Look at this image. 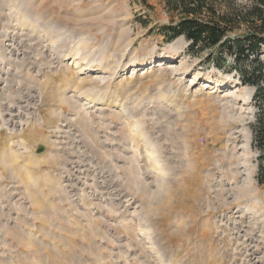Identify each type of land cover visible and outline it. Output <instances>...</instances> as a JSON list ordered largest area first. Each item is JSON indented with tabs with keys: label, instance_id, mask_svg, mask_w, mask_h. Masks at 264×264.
Instances as JSON below:
<instances>
[{
	"label": "rangeland",
	"instance_id": "obj_1",
	"mask_svg": "<svg viewBox=\"0 0 264 264\" xmlns=\"http://www.w3.org/2000/svg\"><path fill=\"white\" fill-rule=\"evenodd\" d=\"M147 2L0 0V264H264L254 88Z\"/></svg>",
	"mask_w": 264,
	"mask_h": 264
},
{
	"label": "trees",
	"instance_id": "obj_2",
	"mask_svg": "<svg viewBox=\"0 0 264 264\" xmlns=\"http://www.w3.org/2000/svg\"><path fill=\"white\" fill-rule=\"evenodd\" d=\"M150 7L147 0H139ZM179 13L174 23L160 26L165 42L184 37L191 53L206 50L205 60L219 70L235 73L241 85L254 88L258 102L252 143L264 159V0H251L246 7L234 0H165ZM241 32L237 33V31ZM261 55H263L261 57ZM258 170L263 171L262 164ZM259 181H262L259 178Z\"/></svg>",
	"mask_w": 264,
	"mask_h": 264
}]
</instances>
